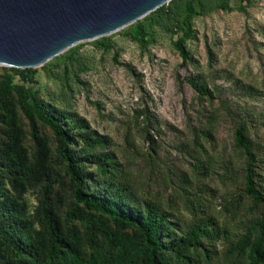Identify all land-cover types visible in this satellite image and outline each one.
Segmentation results:
<instances>
[{"label": "rangeland", "instance_id": "374dc122", "mask_svg": "<svg viewBox=\"0 0 264 264\" xmlns=\"http://www.w3.org/2000/svg\"><path fill=\"white\" fill-rule=\"evenodd\" d=\"M176 23L165 26L149 12L28 68L24 82L0 66V264H62L58 249L118 264L145 257L134 226L75 202L61 139L36 114L24 116V88L29 102L69 132L84 191L135 208L152 199L173 213L161 232L167 264H248L261 206L243 192L245 156L234 133L244 125L264 195V0H227L197 15L180 13ZM190 79L210 97L198 96ZM97 136L107 137L106 148ZM198 200L220 227L209 251L186 242ZM47 216L60 239L53 246Z\"/></svg>", "mask_w": 264, "mask_h": 264}, {"label": "trees", "instance_id": "16d2710c", "mask_svg": "<svg viewBox=\"0 0 264 264\" xmlns=\"http://www.w3.org/2000/svg\"><path fill=\"white\" fill-rule=\"evenodd\" d=\"M239 1L248 3L250 0ZM226 2L227 0H202L199 1L198 7L196 8L194 6V0H169L150 13H153L165 26H168L171 23H176V16H179L180 13L187 16L197 15L209 11L212 8L223 7ZM137 36L142 40L143 35L141 29L137 31ZM174 45L181 57L186 59V50L181 40L176 39ZM9 69L17 74L18 78L23 82L26 81V74L29 71L28 68ZM188 82L198 96L210 97V91L206 89L204 84L191 79ZM29 98L30 94L28 90L24 88L18 97V102L24 116L32 121V116L36 114L37 118L47 124L55 135L61 139L59 154L65 162L66 172L74 183L73 197L75 202L82 203L85 206H92L113 220H118L121 223L134 226L139 234V242L145 255L143 264H167L163 255L166 245L163 244L161 240L164 234L161 232L164 227L169 224L170 221L168 218L171 217L173 213L164 209L160 206L158 201L152 199H143L142 207L135 208L129 205H123L121 201L103 193L84 191V176L77 171V161L75 157L69 153L67 148V144L70 140L69 132L59 123L54 113L50 112L44 106H38L34 102H29ZM68 119L82 126L81 121L73 115L68 114ZM234 141L235 146L239 148L245 156L243 192L254 204H259L261 206L260 217L255 229V237L249 245L248 264H264V195L256 187V177L258 176L255 171L256 157L251 151L249 143L246 141L243 124H239L236 127ZM96 142L99 147L106 148L108 139L105 136H97ZM151 151L154 152L152 146ZM105 155L106 158L108 157L110 160H113L112 155ZM193 159L196 161L195 164L200 163L198 156H193ZM193 214L195 218L186 231V242L190 245L202 246L205 251H209L207 247H212L213 241L218 238V230L220 227L216 220L206 210V206L199 200L197 207L193 209ZM46 223L49 229V240L53 246V244L60 239L55 235L54 226L48 216L46 217ZM105 236L109 242H112L114 246L116 245V236L114 234L106 232ZM202 239L206 241V244L200 241ZM57 253L62 264H118L113 261L114 258L112 259L99 253L87 256L84 259L67 249H58ZM115 254L116 256L119 255V250H117Z\"/></svg>", "mask_w": 264, "mask_h": 264}, {"label": "water", "instance_id": "95a60500", "mask_svg": "<svg viewBox=\"0 0 264 264\" xmlns=\"http://www.w3.org/2000/svg\"><path fill=\"white\" fill-rule=\"evenodd\" d=\"M169 0H0V66H40L121 29Z\"/></svg>", "mask_w": 264, "mask_h": 264}]
</instances>
